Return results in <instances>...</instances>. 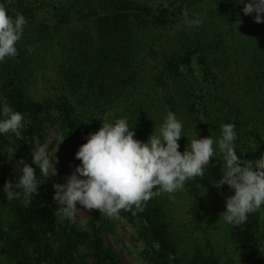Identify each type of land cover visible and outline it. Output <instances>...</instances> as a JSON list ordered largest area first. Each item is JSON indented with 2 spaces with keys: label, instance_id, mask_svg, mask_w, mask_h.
<instances>
[{
  "label": "trees",
  "instance_id": "obj_1",
  "mask_svg": "<svg viewBox=\"0 0 264 264\" xmlns=\"http://www.w3.org/2000/svg\"><path fill=\"white\" fill-rule=\"evenodd\" d=\"M27 23L18 55L0 62V99L25 117L24 136L0 135V264H120L100 237L93 210L86 228L63 218L51 178L36 169L40 185L30 199L7 200L6 180L31 165L26 137L50 131L74 159L89 133L126 117L136 138L147 141L168 111L183 122L180 151L198 138L220 135L233 123L237 155L264 154V23L244 15L236 0H0ZM204 18L184 24V11ZM52 74V90L31 95L38 72ZM215 147V145H214ZM222 154L203 177L167 193L153 189L142 210H121L143 244L148 264H264V206L239 226L220 218L227 185L217 189ZM35 167V165H33ZM22 168V165L20 166ZM186 199L185 221L177 201ZM65 225V227H63Z\"/></svg>",
  "mask_w": 264,
  "mask_h": 264
},
{
  "label": "clouds",
  "instance_id": "obj_2",
  "mask_svg": "<svg viewBox=\"0 0 264 264\" xmlns=\"http://www.w3.org/2000/svg\"><path fill=\"white\" fill-rule=\"evenodd\" d=\"M236 3L243 4L244 15L254 14L256 23H264V0H236ZM183 16L184 24L189 28L204 23L203 17L198 14L190 17L187 10ZM26 23L23 14L9 15L0 3V62L18 55L16 45ZM24 122L21 112L14 110L6 98L0 99V135H19L18 130ZM183 127L176 114L168 111L158 130H153L147 141H141L136 138L134 126L130 128L126 117L112 121L103 118L102 126L89 133L86 142L76 151L79 165L64 178V183L52 185L58 214L74 220L81 208L98 210L108 217H116L121 210L133 207L142 210V203L157 194L153 192L154 188L173 193L183 188L186 181L203 177L210 158H214L218 150L222 154L223 174L213 186L219 189L227 185L233 191L225 200V210L220 213V218L233 226L245 223L249 214L264 206V154L255 160L241 159L237 155V133L233 123L222 124L220 135L215 139L211 135L198 138L194 131L181 152L178 141L186 137ZM57 163L46 145L33 151L31 165L23 158L19 159L16 162L19 178L15 182L6 180L2 188L6 199L32 198L40 185L36 169L50 179L57 176ZM81 227L86 228V222L81 221Z\"/></svg>",
  "mask_w": 264,
  "mask_h": 264
},
{
  "label": "rangeland",
  "instance_id": "obj_3",
  "mask_svg": "<svg viewBox=\"0 0 264 264\" xmlns=\"http://www.w3.org/2000/svg\"><path fill=\"white\" fill-rule=\"evenodd\" d=\"M53 75L49 73H42L41 71L35 74L32 79L31 95L34 98H41L45 96L47 90H52V85H49L50 80ZM99 126H102L99 124ZM26 128V122H24L21 129H19V136H24L23 132ZM28 143L32 147V151L38 148L40 145H46L49 153H51L58 163L57 176L51 178V183H64V178L70 175L74 168L79 165V163L74 159L72 154L68 151L67 145L60 139L55 137V134L50 131H37L35 134L26 137ZM57 150V151H56ZM222 176V172L220 173ZM79 208L80 206L77 205ZM179 220L186 222V199H180L177 201ZM93 210H85L81 208L78 211L74 221L78 225H81V221L87 222ZM101 234L100 237L103 239L104 243L116 254L120 264H148L142 258L139 257L138 253L143 250V244L137 239L136 232L134 228L121 216L108 217L106 215L100 216ZM65 227V225H63Z\"/></svg>",
  "mask_w": 264,
  "mask_h": 264
}]
</instances>
